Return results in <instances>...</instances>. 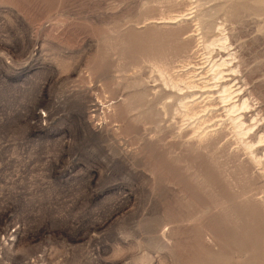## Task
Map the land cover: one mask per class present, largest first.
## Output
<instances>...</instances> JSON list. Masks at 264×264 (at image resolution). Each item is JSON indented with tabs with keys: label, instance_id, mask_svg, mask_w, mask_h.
<instances>
[{
	"label": "rangeland",
	"instance_id": "1",
	"mask_svg": "<svg viewBox=\"0 0 264 264\" xmlns=\"http://www.w3.org/2000/svg\"><path fill=\"white\" fill-rule=\"evenodd\" d=\"M263 2L0 0V264H264ZM202 19L240 62L242 131L171 90Z\"/></svg>",
	"mask_w": 264,
	"mask_h": 264
},
{
	"label": "bare ground",
	"instance_id": "2",
	"mask_svg": "<svg viewBox=\"0 0 264 264\" xmlns=\"http://www.w3.org/2000/svg\"><path fill=\"white\" fill-rule=\"evenodd\" d=\"M191 14L192 13H188L185 14V16L190 17ZM183 16L184 15L182 14L174 18L164 17L157 23L176 24L179 22L178 18ZM201 22L203 28L201 27L202 29L200 30L205 32L200 34L202 35L200 37L201 41L196 44L197 49L194 51L197 55L198 53L200 54L201 50H204V53L202 52L199 55L200 59L198 61L193 60L192 62L183 65L181 70L175 73L173 72L174 74L171 72L172 76L169 82L172 86L171 90L178 95V98L176 96L175 99H178L180 107L182 108L181 113L184 117L190 118V120H197L196 123L201 124L207 115L212 116L216 113L218 110V100L221 104H223V108L229 115V118L231 117L230 115L235 114V116L232 115L235 117L232 119L233 121H238L236 126L238 125L241 130L242 127L240 126H244L245 123H243L244 117L243 114H240L242 113L240 111L245 112L249 108V103L248 100L245 99L246 89L243 80L244 76L240 69V62L236 61L238 58L237 55L235 53H231L232 49L230 48L232 45L229 36L224 34L225 30L220 29L216 38L210 41V37L207 36L212 32V25L210 22L203 21V19ZM181 47L183 46L181 45ZM184 47L187 48L185 45ZM215 51L218 53V60H216L212 54ZM157 69L158 73L165 77L164 73H167L166 68L158 67ZM200 107L202 110L199 111L198 108ZM241 134L243 135L244 133ZM241 134L239 133V135ZM260 142H262V138H260L258 144H262ZM252 147L253 145H250L246 148L252 149ZM252 151L255 150L253 149ZM253 153L254 152H252V154ZM256 155L258 156V153ZM257 159L256 162L258 163Z\"/></svg>",
	"mask_w": 264,
	"mask_h": 264
}]
</instances>
